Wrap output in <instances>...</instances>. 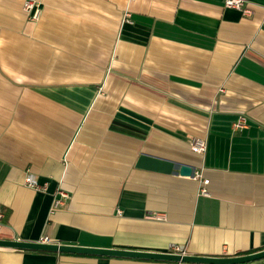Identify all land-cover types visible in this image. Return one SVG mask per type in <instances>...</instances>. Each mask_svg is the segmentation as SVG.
<instances>
[{"label":"crops","instance_id":"1","mask_svg":"<svg viewBox=\"0 0 264 264\" xmlns=\"http://www.w3.org/2000/svg\"><path fill=\"white\" fill-rule=\"evenodd\" d=\"M35 1L38 21L25 0H0V238L264 249V0H245L249 13L225 0ZM141 153L194 173L138 168ZM0 264L186 263L0 247Z\"/></svg>","mask_w":264,"mask_h":264},{"label":"water","instance_id":"2","mask_svg":"<svg viewBox=\"0 0 264 264\" xmlns=\"http://www.w3.org/2000/svg\"><path fill=\"white\" fill-rule=\"evenodd\" d=\"M136 166L141 169H148L166 174L179 172L184 176H192L194 173V167L189 164L179 165L176 161L150 155L148 153H141ZM0 247H8L21 250L50 251L67 254L160 260L186 264H241L264 258V249L243 255L209 257L187 253L106 249L86 247L81 245H67L55 242L24 241L18 239L9 240L2 238H0Z\"/></svg>","mask_w":264,"mask_h":264},{"label":"built area","instance_id":"3","mask_svg":"<svg viewBox=\"0 0 264 264\" xmlns=\"http://www.w3.org/2000/svg\"><path fill=\"white\" fill-rule=\"evenodd\" d=\"M130 1H134V0H130ZM225 5L227 7H231V8H235V9H239V10H243L245 13H249L250 11L247 10L246 8H244L245 6V0H225ZM24 10L26 11L28 17L30 20L32 21H38L41 18L42 15V10L39 7V4L35 1V0H25L24 2ZM126 20L130 21V16L131 13L130 11H126ZM247 120L244 116L240 117L239 120H237L234 123V128L235 129H241L244 128L246 126ZM190 146L192 148V150L196 153H205L207 150V142L204 138H199V137H193L190 140ZM201 177V175H200ZM26 184L36 188V189H41V190H46L47 186L46 185H41L38 183L37 179L35 177H33L32 175H28L26 177ZM209 181L208 180H204L203 181V186L201 188V193L204 195H208V189H207V185H208ZM67 197V194L62 192V191H58L55 193L54 195V203L53 206L54 208H58L62 205H64V201ZM5 215L3 210L0 208V228L3 224V219H4ZM156 219H162L165 220L166 217L164 215L161 214H157L152 216ZM42 242H49V239L46 237L42 240ZM174 253H185L184 249H182L181 247H174V249L171 251Z\"/></svg>","mask_w":264,"mask_h":264}]
</instances>
